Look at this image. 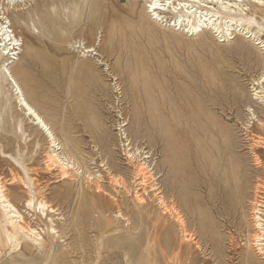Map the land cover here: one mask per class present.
Returning a JSON list of instances; mask_svg holds the SVG:
<instances>
[{
	"label": "rangeland",
	"instance_id": "obj_1",
	"mask_svg": "<svg viewBox=\"0 0 264 264\" xmlns=\"http://www.w3.org/2000/svg\"><path fill=\"white\" fill-rule=\"evenodd\" d=\"M32 5L30 14L25 12L29 28L15 25L24 49L33 50L28 60L29 99L52 122L60 139L106 158L114 173L128 181L132 174L125 170L128 161L116 130L120 121L129 124L127 133L138 136L136 144L153 153L158 166L167 158L172 160L180 184L178 205L202 250L183 244L179 252L181 235L173 222L164 227L158 221L156 205L142 216L123 207L138 230L134 238L117 234L123 225L106 222L114 220L117 212L110 197L95 196L88 202L77 196L75 187L57 182V175L44 165V136L22 133L30 122L13 101L0 121V176L6 184L14 182L7 187L28 221L41 224L24 207L27 190L21 180L26 175L17 160L29 168L36 186L66 218L62 245L70 264H245L242 249L249 230L243 227L242 216L250 220L254 187L258 179L264 183V168L253 166L245 132L239 130L247 106L253 107L247 80L262 68V64H248L247 56L255 48L239 37L237 41L247 46L244 53L238 44L223 48L210 36L192 41L173 35L140 20L141 5L134 10L129 0H34ZM91 46L98 55L84 50ZM106 64L113 77L105 72ZM115 83L121 87L119 93L112 90ZM5 91L16 94L9 84ZM254 109L261 116V110ZM251 131L264 137L256 126ZM226 134L232 144L225 143ZM102 135H107L105 140ZM255 150L264 166V140ZM165 174L160 173L163 186ZM106 189L115 195L109 186ZM117 191L118 202H127L124 189L117 186ZM222 251L228 256L225 262ZM23 252L36 262L45 258L38 252L35 256ZM18 253L5 246L0 264H10V256Z\"/></svg>",
	"mask_w": 264,
	"mask_h": 264
},
{
	"label": "bare ground",
	"instance_id": "obj_2",
	"mask_svg": "<svg viewBox=\"0 0 264 264\" xmlns=\"http://www.w3.org/2000/svg\"><path fill=\"white\" fill-rule=\"evenodd\" d=\"M67 1L76 3V0ZM129 1L133 3L134 10H137V7L141 5L143 15L140 20H146L152 26L167 30L173 35L192 41L210 36L223 48L238 44L237 48L244 53L247 46L237 41V37H239L255 48V52L247 53L248 64L251 67L262 64V68L258 76L252 77L250 81L247 80L253 107L247 106L248 113L239 130L242 129L241 131L245 132L253 166L258 170L263 169L262 160L255 148L260 147V144L263 145L264 137L253 134L251 129L256 126L264 132V0ZM32 2L34 0H0V121L2 114L12 109L8 104L14 101L16 108H20L24 118L31 125L25 129L22 128V133L26 134L29 131L32 134L44 136V141L47 143L44 165L49 173L57 175L59 179L57 182H65L71 187H75L77 196L84 200L87 199L88 202L89 199L93 201L95 196L110 197V202L117 206L115 219L106 220L108 226L115 222L123 225V230L119 228L115 231L117 234L134 238L135 232L138 230V226L133 225L131 219L124 214L123 207L142 216L149 213L151 205H156L160 210L158 221L163 223L164 227L168 221L173 222L174 228L181 235L179 252H181L183 244H186L189 249L195 247L202 250L200 240L196 237L197 233L188 229L186 219L178 205L181 195L180 184L176 180L177 171L172 160L167 158L158 166L153 153L136 144L138 136L135 138L127 133L126 127L129 124L125 120L120 121L116 130H118L120 144L128 161L126 164L128 168L125 170L132 174L128 181L124 175L114 173L113 167L106 158L99 154L86 153L64 136L63 140L60 139L52 122L46 118L37 104L33 102L34 100L31 101L32 80L29 79L30 64L28 60L32 58L33 50L30 46H26L24 49V42L21 36L16 34L15 25L29 28L26 24L25 12L28 11L27 13L30 14ZM152 5L158 6L152 7ZM140 25H142L141 22ZM97 42L99 45L101 39L98 38ZM84 50L87 53L98 55L95 46L84 47ZM97 61L100 65H104L102 60ZM105 72L109 77H113L107 64ZM8 84L13 86L16 94L10 95L5 91ZM111 85L112 90H116L115 93L121 91L118 83ZM255 106L261 110V116L254 109ZM135 116H137L135 118L138 124L139 117ZM120 119H123L122 115H120ZM166 128L169 129V125H166ZM102 137L104 140L106 139L104 135ZM231 138L233 137L231 136ZM225 143L232 144L230 134H226ZM38 145L39 143H37ZM99 158H101L100 162H98ZM17 164L26 175V180L24 178L21 180L27 190V198L24 201L26 212L29 211V215L33 213L32 217L38 218L42 225L34 226L28 221L25 212L12 199L7 187L14 182L6 184L4 178L0 176V253L5 246L10 247L12 251L20 252L10 256L12 264H17L20 261L21 264H70L66 261L65 249L62 245L66 242L65 228L68 226L66 218L47 200L44 191L36 186L35 180L29 174V168L18 160ZM162 171H166L164 186L160 181ZM260 182L258 179L253 196L249 201L250 220L247 218L248 215L247 217L245 214L242 216L243 227L249 230L242 249V258L245 264H264V183ZM108 186L115 192V195L108 192L106 189ZM117 186L124 189L129 198L127 202H118L116 195L118 196L120 193L117 191ZM133 186H135L134 195L132 194ZM102 238L98 242H101ZM57 248L59 254H55ZM23 250L28 251L30 255L38 252L45 258L41 260L42 262H36L35 259H28ZM226 257L228 256L222 251L224 262Z\"/></svg>",
	"mask_w": 264,
	"mask_h": 264
},
{
	"label": "snow or ice",
	"instance_id": "obj_3",
	"mask_svg": "<svg viewBox=\"0 0 264 264\" xmlns=\"http://www.w3.org/2000/svg\"><path fill=\"white\" fill-rule=\"evenodd\" d=\"M158 5H152V7H157Z\"/></svg>",
	"mask_w": 264,
	"mask_h": 264
}]
</instances>
